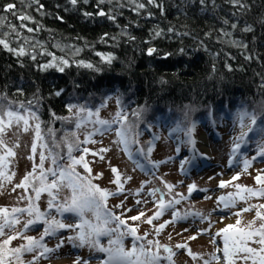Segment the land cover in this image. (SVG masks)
<instances>
[{"label": "trees", "instance_id": "16d2710c", "mask_svg": "<svg viewBox=\"0 0 264 264\" xmlns=\"http://www.w3.org/2000/svg\"><path fill=\"white\" fill-rule=\"evenodd\" d=\"M7 4L15 8L5 11ZM101 10L115 19L97 15ZM21 15L31 19L21 20ZM156 31L162 34L155 36ZM0 39L11 49L25 50L18 56L0 45V104L34 111L43 143L55 159L69 154L71 142L59 139L76 131L74 119L62 122L68 106L94 109L114 94L121 110L129 113L132 133L161 118L185 132L192 122L213 119L219 124L247 112L256 114L257 123L243 149L252 147L253 140L264 141V0H78L76 5L70 0H0ZM149 48L157 51L149 55ZM76 49L80 51L74 55ZM97 53L115 59L107 64ZM53 56L69 61L64 72L42 68ZM80 61L94 67H82ZM243 185L264 187L256 180ZM254 205L260 209L261 203ZM259 211L264 214V208ZM36 225L5 229L0 244L9 235L16 238L6 249L27 243L23 236L39 239L42 234L30 232ZM48 242L47 237L41 241L46 247ZM43 251L22 252L20 261L9 256L6 264L36 263L46 257Z\"/></svg>", "mask_w": 264, "mask_h": 264}, {"label": "rangeland", "instance_id": "374dc122", "mask_svg": "<svg viewBox=\"0 0 264 264\" xmlns=\"http://www.w3.org/2000/svg\"><path fill=\"white\" fill-rule=\"evenodd\" d=\"M118 99L117 95H110L107 99H104L103 106L99 105V107L91 109V105L88 110L92 112L99 110V117L110 121L115 113L121 110ZM132 108L129 106L127 109L130 110ZM71 110L62 118V122L65 125L78 118L75 113L79 109L74 108ZM83 114L86 115V112H83ZM92 119L94 120L95 117H92ZM36 123L39 122L29 120L31 127L28 131H23L22 127L18 129L13 126L5 133L8 146L12 147L16 153L14 157L8 158L7 167L4 169L6 174L11 176V180H0L3 185L0 186V207L7 208L9 211L15 206L27 208L30 203L38 207L41 212L49 209L48 200L50 197L47 192H42L40 198L38 200L35 199L33 187H39V181H33L32 186L27 188L16 187L27 173L33 171L34 165L38 166L40 164L41 152L48 157L44 161V169H55V165L52 163L54 156H49L48 150L41 148L40 141L36 142V151H32ZM248 124V119H244L243 125L246 126ZM114 126L116 127V125ZM101 127V125L88 122L82 124L79 128L77 127L75 135L65 133L63 136L65 140H59L65 145H67L68 141L74 143L78 140L80 142V151L74 155L73 150L71 156L75 158H79L81 155L84 156L91 169L92 182L100 188L115 191L116 185L110 183L111 180L115 179V174L111 172L110 166H115L118 169L121 175V182L124 184V192L117 196L108 197V209L125 219L128 226L135 227L137 234L145 237V241H141L142 243L146 242V240H153L171 248L174 253L172 257L174 264H204L206 260L209 261V264H220V261L211 259L212 253H215L221 259L223 258V234L216 235L220 229L225 228L228 224H235L237 219L241 221L239 227H245L251 221L255 222L253 226L261 224L259 218L256 217V211L261 208L256 209L253 207L252 210L247 212L242 211V209L254 206L253 204L257 202L264 203V196H254V198L249 199L248 195H244L246 197L245 200H240L238 196H235V193L238 192L236 185L242 183L254 184L255 177L264 172V157H256L251 149L245 150L246 153L243 152L244 156L241 160H233L234 155L231 151L233 142L242 130L247 131L246 127H242L240 119L224 118L218 127L211 122L194 126L192 137L196 142V146L201 148L198 145L199 141H197V138L201 136H205L207 145L204 148L202 147L198 154L195 155V152H193L192 156L188 152L192 150L193 146L185 143L188 138H185L184 133L181 131L174 132L171 125L162 123L158 128L152 129L154 136H151L149 132L138 134L135 138L139 142L130 145L131 159L122 151V145L115 143L117 140L115 128L104 132L95 131L96 128ZM117 127H120V125L117 124ZM87 133H92V136L90 142L84 143ZM154 137H158V139H154ZM149 141H151L153 150L145 158L136 149H146L149 146L146 142ZM260 144H264V141H256L255 143L256 146ZM177 146H179V152L176 150ZM84 148L89 149V152H83ZM102 148L108 149L107 152L100 153V155L105 157L103 161L100 160L99 155H93L94 152H98ZM3 151L0 150V155H3ZM235 157L237 156L235 155ZM253 157L256 158L253 159ZM149 159L157 163L154 165L148 164L147 160ZM245 159L252 161L247 169H245L243 163ZM182 161H186V163L182 165ZM188 162L192 163L191 167L187 164ZM69 163L70 159L65 157L64 161L59 165L63 168ZM137 164L140 167H137ZM146 164L150 166V170L147 173L142 171L143 166ZM75 170L82 176L88 175L82 165H76ZM39 172L40 169L37 167V176ZM98 173H103L102 178H95ZM233 176H238V179L232 180ZM127 177H131V179L125 182ZM51 179L52 177L49 175V182ZM221 181L230 183L220 187ZM165 184L173 186L171 191L165 187ZM189 185H195L191 193L188 191ZM153 190L157 191L153 192ZM69 194L68 189H63L54 203H63L64 198ZM229 194H233V198L237 201L231 209L224 208L223 202L218 199L224 195L227 197ZM21 197L25 198L21 199ZM161 197L165 201L178 200L179 203L173 204L171 208L164 211L163 215L149 224L146 221L158 210V202ZM138 200L142 202L137 204L136 201ZM122 201V207H115L121 204ZM173 211L181 216H185L186 213L188 215L181 222L180 219L165 224L166 221L173 220ZM194 211L200 215H195L196 212ZM50 212L52 214L50 218H59L65 224L77 222V219L71 213L61 215L55 211V208L50 209ZM141 212L144 213V216L140 220L132 221L128 219ZM237 212L240 213L239 216L234 215ZM32 217L33 215L30 216L27 212L22 213L20 220H18L19 222L15 224V229L20 231ZM160 224H165V227L157 234L155 229ZM111 226L115 227V223ZM41 227L38 233L43 234L45 225L41 224ZM121 227L123 228L124 226ZM74 234V230L60 229L55 235L49 236L47 247L55 249V251L47 253L44 261H38L34 264H79L81 260L86 261L87 264H99V257L101 254L104 256V254L88 247H76L67 239V237ZM145 234L147 235L145 236ZM100 239L102 244L107 245V237H101ZM62 240L64 241L63 244L57 248L56 246ZM124 244L126 248H130L132 246V238H125ZM178 244L185 245V247L177 248L176 245ZM159 251L162 257L167 256L163 248ZM189 253L195 254V258ZM241 261L238 259L235 264H241ZM161 264H170V262L162 259Z\"/></svg>", "mask_w": 264, "mask_h": 264}, {"label": "snow or ice", "instance_id": "6c2138e0", "mask_svg": "<svg viewBox=\"0 0 264 264\" xmlns=\"http://www.w3.org/2000/svg\"><path fill=\"white\" fill-rule=\"evenodd\" d=\"M71 4L76 5L78 0H70ZM83 3L87 4L88 0H82ZM99 4H104L106 0H97ZM134 2V0H133ZM150 3H153L154 0H149ZM230 2L239 3V0H230ZM43 8V5H40ZM143 4H139L138 8H143ZM15 8L14 4H7L4 6L5 11H11ZM15 15V13H13ZM85 17H91L92 13H84ZM97 15L101 17L107 16V19L114 20L115 17L111 14H106L104 11H99ZM21 20H29L31 19L28 15H21L19 17ZM236 27V25H233ZM28 31H32L31 28ZM171 31V29H170ZM245 31H250V29L246 28ZM162 33L160 31L155 32V36H160ZM107 36V33L104 34ZM132 39L131 37H129ZM104 37H101L103 40ZM0 45H3L4 48L9 51L16 52L18 56H24L25 50L23 47L20 49H11L9 48L8 43L0 39ZM80 49H76L75 53H78ZM157 50L155 48H149L148 54L152 55ZM181 52L184 49L180 50ZM98 56L101 57V60L104 63L111 64L115 59L111 54H103L97 53ZM170 55L169 53H165V56ZM80 66L86 68H93L94 65L91 63H85L80 61ZM69 61L62 57H52V60L44 65H42L43 69L55 68L59 72H64L65 67L68 66ZM61 91H56L54 95L59 96ZM32 102L29 101V104ZM119 104V101H118ZM103 106V105H102ZM69 110L76 107L74 105L68 106ZM20 108L24 109V114H21ZM86 112V116L81 117L80 113ZM134 116H138L139 113L137 111H133ZM79 120L77 122V127L79 128L82 124L85 123H93L95 125H101V128H96L97 132H104L112 130L113 125L119 124L120 127L115 129V134L117 140L116 144L122 145V151L132 158V152L130 145L136 144L139 141L132 134V126L127 122V113L123 110H119L115 113L112 120H104L99 117V110L96 112H92L83 106L79 108L77 113H75ZM92 117H95L93 120ZM249 120L248 125H243L244 118ZM239 119L241 121L242 127H246L247 131L242 130L240 135L237 136L233 142L232 154L235 155L237 152L241 150V146L246 143L245 137L248 135V132L252 131V125L257 123L256 114H249L247 112H243L239 114ZM29 120L38 121L39 118L36 116V113L32 111L30 108H24L23 105H20L19 108L13 110L11 107H5L3 104H0V150L3 151V155H0V180L10 181L11 176L7 175L4 169L7 167L8 158L14 157L16 153L14 152L12 147L8 146V143L5 139V133L8 129L13 126L18 129L22 127L23 131H28L31 125L29 124ZM35 136L32 143V151H36L37 141H40L41 148H46L47 145L43 143L44 137L41 133L40 124L36 123L34 127ZM194 131V125L190 126L186 129L185 135L188 139L185 143L192 145V150L195 151V140L192 139V134ZM264 131V129H262ZM75 135V134H73ZM92 133H87L85 136L84 143L90 142V138ZM154 139H158V137H154ZM94 142V141H92ZM149 146L144 148L136 149L141 155L145 158L152 152L151 141L146 142ZM80 142L76 140L74 143L68 144L69 149V159L70 163L65 167L61 168L57 163L55 158L52 159L53 165H55V169L48 168L44 169V161L48 157L44 155L43 152L40 154V164L38 166H33V171L27 173L20 184L16 185L19 188H27L28 186H32L33 181H39V187H33V191H35V199H39L42 192H47L49 195L48 200V208H55V211L58 214L63 215L64 213H71L76 219L77 222L73 224H65L62 220H58L55 217L51 219L45 218V213L41 212L40 209L34 206L32 203L29 204L27 208H16L13 207L11 211L7 208L0 207V236L5 235V229L13 228V225L18 223V219L15 217L16 213H24L27 212L30 216L34 214L35 219H29L25 224L24 228H28L31 225L38 224L41 221L45 225L44 232L39 239H36L31 236H23L22 239L27 241V243L21 245L17 248H9L6 249L5 246L10 243L16 236L9 235L7 239L3 240L2 244H0V264H6V260L9 256L13 257L17 261H20V255L22 252H33L36 249L43 248V253H50L55 251V249H49L41 241L45 236L55 235L60 229H69L74 230L75 234L67 237L69 242H72L76 247H88L91 250H94L99 253H103L104 257L99 261V264H161L162 259L167 260L170 264H174L172 261V257L174 255L171 248L166 245H161L158 241L146 240L145 237H142L137 234V229L135 227H130L127 225V221L122 219L121 216L116 215L107 207V200L110 196H117L120 193L124 192V184L121 182V176L118 172V169L115 166H110L111 172L115 174V179L111 180L110 183L116 185L115 191H111L106 188H100L98 185L92 182L91 169L89 168L88 163L85 161L83 155L79 158L71 157V151L73 147L79 148ZM177 152H179V146H177ZM107 148H102L98 152H94L93 155H99L101 161L105 159L103 155L100 153L107 152ZM83 152H89V149L84 148ZM51 156V153H49ZM256 157H264V144H260L258 146ZM256 157H253L255 159ZM31 159V157H29ZM252 161L245 159L243 161L245 169H247ZM148 164L154 165L157 162L152 160H147ZM186 161H182V165L185 164ZM76 165H82L88 173L86 176L80 175L75 170ZM39 167L40 172L39 175H36V168ZM137 167H140L137 164ZM49 175L52 177L49 182ZM103 173H98L96 175V179L102 178ZM131 177H127V180H130ZM238 179V176H233L232 180ZM257 184L264 185V173L258 174L255 177ZM226 183L221 181L220 187H224ZM0 186H3L0 183ZM165 187L168 188L169 191L172 189L171 184H165ZM239 190L235 193V196H238L240 200H245L246 197L242 193H248L249 196H264V187L259 189L253 188H244L240 185H236ZM69 190V195L64 198L63 203H54L57 201L60 192L63 189ZM195 185H189L188 191L191 193ZM157 190H153L155 192ZM25 197H21L24 199ZM221 202H223L224 208L231 209L235 206L237 201L233 198V194H229L228 197L221 196L218 198ZM142 201H136L137 204ZM179 203L178 200L165 201L163 197L159 199L158 202V210L154 213L152 217L147 219V223L151 224L154 219H158L161 215H163L164 211L171 208L173 204ZM123 201L121 204L116 205L115 207H122ZM255 206H249L248 208L242 209V211L247 212L252 210ZM259 208H264V204L259 205ZM122 215V214H121ZM185 216H181L179 213L173 211L172 221H166L165 224L175 222L176 220L184 219ZM195 215L199 216V213ZM234 215L239 216L240 213H234ZM144 216V213L141 212L136 216H131L128 219L132 221L140 220L141 217ZM256 217L264 221V214H262L259 210L256 211ZM203 218V217H201ZM115 223V227L111 225ZM254 221H251L245 227H239L241 221L239 219L236 220L235 224H228L225 228L220 229L216 235L219 236L223 234L224 247L222 249L223 258L217 257L215 253L211 254V259L220 261V264H235L236 260L240 259L245 262L251 261L252 264H264V223H261L258 228H254ZM165 224H160L156 229V233L158 234L164 227ZM121 226H124L123 228ZM16 235H20L19 232H16ZM147 234H145L146 236ZM107 237L108 243L104 245L101 243L100 238ZM132 238V246L130 248H126L124 241L125 238ZM194 239V237H192ZM63 240L56 247L59 248L63 244ZM214 242V241H213ZM254 243L259 245V247H252L250 243ZM177 248H184L185 245L178 244ZM155 248V250H153ZM163 248V251L167 253V256H163L160 253V249ZM193 255L195 258V254L189 253ZM35 258V257H34ZM22 264V261L20 262ZM79 264H87L86 261H79ZM204 264H209V261H205Z\"/></svg>", "mask_w": 264, "mask_h": 264}, {"label": "bare ground", "instance_id": "6f19581e", "mask_svg": "<svg viewBox=\"0 0 264 264\" xmlns=\"http://www.w3.org/2000/svg\"><path fill=\"white\" fill-rule=\"evenodd\" d=\"M192 124H194V122H192ZM184 133V136H186L185 135V132H183ZM177 139H178V137H177ZM197 141H199L198 142V145H200L201 147H206V141H205V136H201L200 138H197Z\"/></svg>", "mask_w": 264, "mask_h": 264}]
</instances>
